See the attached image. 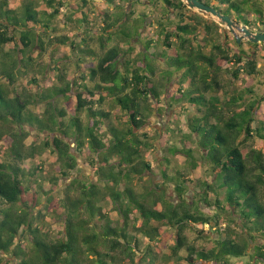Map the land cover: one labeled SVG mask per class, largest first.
<instances>
[{"label":"trees","instance_id":"obj_1","mask_svg":"<svg viewBox=\"0 0 264 264\" xmlns=\"http://www.w3.org/2000/svg\"><path fill=\"white\" fill-rule=\"evenodd\" d=\"M14 1L0 0V143H5L7 149L3 158L0 157V260L8 254L13 259L6 264H135L136 250H140V238H143L146 249L142 250L139 261L162 264L151 243L160 237V225H166L175 230L171 256L184 253V260L189 264H232L231 259L246 257L248 260L243 264H264V244L251 248L249 242V238L252 241L264 238V153L252 147L256 138L264 141V120L257 121L263 114L264 96L260 98L251 89L252 80L260 75L259 48L264 43L247 41L251 51H246L243 44L232 38L238 48L232 56L228 53L229 42L214 44L211 52L206 53L194 41L199 42V28H204L207 35L203 38L204 44L215 41L212 27L186 18L188 8L181 0H155L150 2L155 7L165 6L163 13L167 22L157 21L161 28L159 35L164 37L163 45L169 50L160 56L150 53L153 41L142 38L139 32L145 22L143 18L140 26L135 23V32H129L134 10L124 12V6H134L141 0H103L98 5H110L115 10L102 9V15H97L91 5L93 0H22L16 8ZM200 1L253 29L255 22L248 19L249 11L240 3ZM254 12L259 24H264L263 11ZM101 17L105 26L99 27L96 20ZM60 18L78 30L79 42L57 32L54 23ZM94 27L101 33L94 32ZM122 27L127 30L121 35ZM114 29V34L109 33ZM113 36L129 43L139 38L143 51L130 58L133 47L124 50L116 45L107 49ZM63 45L80 53L74 61L78 74L72 79L67 67L72 59L66 57L62 62L54 56L57 49L51 51L53 46ZM47 55H50L49 62L44 64L42 58ZM224 63L234 66L227 73L235 80L244 73L249 81L241 90L226 91V99L221 100L217 94L221 87L218 75ZM49 70L58 83L45 88L42 80ZM164 70H168V77H164ZM27 76H31L28 87L37 88L35 93L18 83ZM172 83L177 90L168 105L186 102L191 111L187 119L189 133L183 134L181 142L186 145V139L195 141L200 160L222 181L223 197L216 199L214 215H204L197 211L196 203L189 204L184 198L187 188L181 183L175 186L177 201L168 199L166 190L158 185L143 193L133 187L135 178L154 177L151 164L145 159V152L153 147L150 135L138 131L153 116L155 107L150 102L160 103L161 95ZM72 96L76 98L75 107L71 106ZM62 101L73 113L68 122L66 109L60 106ZM106 103H113L125 114L126 120L123 117L119 126L114 124L111 111L104 108ZM38 104L47 107L44 115L30 109ZM83 113L86 122L81 118ZM105 124L107 129L102 132ZM31 131L36 136L27 145ZM37 134L44 136L40 144ZM70 137L75 140V152L89 157L95 178H74L48 200L45 208L50 209L48 205L61 195L58 208L63 212L59 213L63 218V236L54 241L40 223H35L41 217L32 209L37 194L34 193L35 199L28 197L31 185H24L31 184L29 177L34 173L21 164L50 151L57 155L59 177H69L78 166V156L72 153L67 141ZM167 150L174 156L180 154L187 158L191 170L199 166L192 148H178L173 143ZM167 166L159 168L164 185L173 181ZM176 175L184 176L177 171ZM53 181L56 184L58 177ZM204 187L201 197L208 203L207 196L214 189L205 180L200 188ZM107 198L121 219L114 226L104 211ZM233 209L240 213V222L234 221ZM199 223L222 232L213 249H198L188 243L184 234L186 227ZM231 224H235L239 233L231 230ZM26 242L30 247L25 246Z\"/></svg>","mask_w":264,"mask_h":264},{"label":"rangeland","instance_id":"obj_2","mask_svg":"<svg viewBox=\"0 0 264 264\" xmlns=\"http://www.w3.org/2000/svg\"><path fill=\"white\" fill-rule=\"evenodd\" d=\"M22 0H15L13 2V6L19 7L20 3ZM155 0H141L140 3L134 4V6L131 5H126L124 6L125 8L123 9L124 12H132L134 10V16H132V25H129V32L136 30L135 23H139V26L143 23L142 18L145 20V22L142 25L141 32L142 38H145L148 40H152L153 44L150 46V53H158V55L161 56L163 53H168V49L165 48L164 44V37L159 35V31L161 28L159 27L157 21L162 20L163 22L167 23L166 20L164 19V9L165 6L155 7L154 4H151L150 2H153ZM235 2L240 3L241 7L249 13L247 14L251 21H254L255 24L253 25L252 31L254 32H259V30H264V24H259V17L256 16L254 10H260L263 11L264 13V0H234ZM94 6L97 15L101 14V10H109V11H114V7L110 5H98V3H103V0H93ZM215 2V1H213ZM163 3V2H162ZM217 3V2H215ZM76 8L77 6H73ZM188 8V7H187ZM122 11V10H121ZM90 12V11H89ZM146 15V16H144ZM235 15V14H234ZM91 18H94L95 16L91 13L90 14ZM140 18L136 19L135 18ZM264 16H262L263 19ZM186 18H194L195 21H199L202 23V25H209L212 27V34L213 39L215 41H211L208 44H204L203 38H206V32L204 28H199V42L194 41V45L199 44L203 46V50L206 53H210L211 50L213 49L212 45L214 44H221L225 45L228 42L230 43V49H229V55L232 56L237 50V46L235 45L234 41L232 40L233 35L231 32L225 28L222 27L221 29H218L215 27V24H218L215 20L205 17L202 14L198 13L196 10H191L188 8L186 11ZM234 19V16H232ZM235 20V19H234ZM236 21V20H235ZM264 21V19H263ZM97 26L102 27L105 26L103 22V18L101 17L99 20H96ZM238 23V22H237ZM55 26L57 27V32H60L63 35L69 36L74 42H79L80 38L77 37L78 30L71 27L70 25H67L65 23L64 18H60L59 20L55 21ZM241 26H244V24L238 23ZM119 25H122L120 23ZM219 25V24H218ZM137 26V25H136ZM167 26V25H166ZM220 26V25H219ZM96 27V26H95ZM93 29L94 32L101 33L99 28ZM170 29V28H169ZM121 35L123 34V30H127L126 27H122L120 29ZM251 30V29H250ZM116 30L109 31V33H113ZM117 37L113 36L112 42L107 44V49H110L116 45L122 47V49L127 50L129 47H133L134 51L130 55V58H134L138 53L143 51V44L140 42L141 39L139 38H134L129 42H122L120 39H116ZM174 41H177L176 38H174ZM216 42V43H215ZM240 44H243V48L246 51H251L250 47L247 44V40H242ZM95 49L97 52L100 51V48L96 42H94ZM53 46L51 51H54L57 49V51L54 53V56L64 62L66 57L72 59V63H67V67L69 68L68 75L70 79L74 77H77L78 74V68L75 59L79 51H74L71 49L70 46L68 45H63V46ZM7 50L9 47L6 48ZM260 50V75H258L255 79L252 80L251 84H253L251 89L254 91L253 93H257L259 97L261 98L264 96V45L259 48ZM100 53V52H99ZM47 57V58H46ZM49 57L50 55L44 56L42 58V61L44 64H47L49 62ZM89 59V58H88ZM89 61H92V59ZM160 62V59L158 60L157 63ZM159 65V64H158ZM232 67L231 69L228 68ZM160 69H162V66H159ZM234 66L232 64H223V70L222 72L219 73L218 79L221 81V87L220 91L217 93L219 94V97L221 100L226 99L225 97V92L232 91V90H241L246 83L249 81L248 76H246L244 73L240 74L239 80H235L233 76L228 72L232 71ZM164 77H168L169 74L167 73L168 70H164ZM157 76H160V74H157ZM29 77L27 76L24 79H21L18 83L21 85V87H28L30 85L29 83ZM167 80V79H166ZM1 81V80H0ZM45 81L44 86L45 88H48L56 83V76L53 75L51 70L47 73L45 76V79L42 80ZM27 85V86H26ZM167 89V94L163 92L160 98V103H156V101H151L150 105L153 109V116H151L147 122L146 125H144L138 132H146L150 135V140L152 141L153 147L149 150V152H145V159L147 162L151 164V168L153 169L154 177L150 178V176L146 175L143 178H135L133 180V187L136 188V190L140 193L145 192L144 190L146 189H154L153 187H158L162 188V190H166V195L168 199L177 201L178 199V194L175 191V186L180 184H183L184 187H186V192L184 193V198L188 201L189 204L196 203L198 206L197 211L204 214V215H214L217 211L216 207L214 206L215 201L217 198H220L223 193L222 190H220L221 187V178L216 177L215 173L212 171L208 170L206 166L203 164L204 162L200 160L201 154L200 151L198 150V145L196 144L195 141L188 140L187 144L184 145V141L181 142L183 138V134L187 135L189 133V128L187 127V119L188 116L190 115V107L188 103H180L179 105L174 104V106L170 107L168 103H171L170 97L176 93L177 87L175 83H172L168 85ZM187 87V85L185 86ZM28 87V92L35 93L37 88L33 87L30 89ZM246 94V93H245ZM169 101V102H168ZM76 105V98L72 96V104L71 106L75 107ZM153 105V106H152ZM60 106L64 109H66L67 112V118L65 119L66 122L69 121V117L73 114L72 110L68 105L66 104L65 101L60 102ZM46 106L44 104H38V105H32L30 106V109L39 115H44V112L46 111ZM104 108L106 110L111 111V115L113 118L114 124L117 126L120 125V121L123 120L122 118L124 117V120H126V117L123 115L121 109L119 107H114L113 103H106ZM189 108V109H187ZM190 111V113H189ZM262 116L260 115L258 117V120L263 119L264 120V105L262 109ZM191 117V116H190ZM82 120L84 122L87 121L86 114H82ZM257 123H255V126ZM106 124L102 126V132L106 131ZM31 136L26 140L27 145H31L33 143V139L36 136V132L31 131ZM39 136L38 144L44 141V136L37 134ZM45 136H48V134H44ZM7 137L4 139L6 140ZM67 141L70 143L72 153L74 152L75 155L78 156V166L76 169L71 173L69 177L66 178H61L59 177V167L57 163V155L50 152L46 151L42 155L37 156L34 160H27L22 163L21 166L22 168L26 170H31L34 174L29 177L31 179V184H28V182H25L24 185H31L30 193L28 194V197H32L35 199L34 193L37 194V201H34V205L32 209L34 210V214H41V217H39L38 220H36L35 223H40V225L43 227L44 231L48 233L50 239L56 241L59 238H61L63 235L62 229H63V221H62V216H59V213L62 211L59 210L58 208V202L59 199L61 198V195L57 196L56 201L52 203V205H48L50 209L45 208L46 205L48 204V200L53 197L57 191H61L63 187L70 183L71 180L74 178H79L82 180H86V178L94 179V170L90 167V160L89 157L85 158V155H78L77 152H75V140L73 138L67 139ZM8 142V140H7ZM176 142V143H175ZM176 144L178 148H183L184 146H187L189 148H192L194 151V156L199 160V166L195 170H191V167L187 164V158L184 156L178 154V155H173L171 154L167 149ZM252 147L262 150L264 153V141L256 138L254 142L252 143ZM0 157L3 158L2 156L4 153L7 152L6 145L5 143H0ZM87 150H85V153H87ZM246 152V150H245ZM94 154L92 155L91 158H94ZM90 158V159H91ZM165 158L167 160L165 161ZM160 165H168V175L173 177V181L171 184L169 182H166L165 185L164 180L161 176L160 173ZM36 171V172H34ZM176 171L182 173L184 176L182 178H178V175H176ZM59 181L55 184L53 179L57 178ZM207 181L208 183L213 185L214 192H210L209 195L207 196L208 203H211L212 206H209L208 203H206L205 200H202V197L204 194L203 192L206 190V188H200L201 183L203 181ZM170 181V180H169ZM57 185V186H56ZM163 185V186H162ZM165 188V189H164ZM161 193V192H160ZM162 194V193H161ZM223 197V196H222ZM3 208H7V205L3 206ZM104 211L108 212V215L110 219L113 221V226L115 225L116 221H121L119 219V216L117 212L113 209L112 203L110 199H106ZM159 209H161V206H159ZM234 212V221L240 222V213L238 211L235 212V209H233ZM63 213V212H62ZM59 216V217H58ZM154 225L159 226V224L154 223ZM235 224H231V230H236V232L239 233V229L234 226ZM160 237L158 240H156L154 243H151V247L158 253L159 260L162 264H189L187 261L184 260V253L180 254L181 256H171L172 254V247L174 246V241H175V230L167 227L166 225H160ZM222 232H219V229L212 228L209 224H192L191 227H186V230L184 234L188 238V243L194 244L198 249H206L210 250L216 247L215 240L218 239L219 237L222 236ZM226 234L224 233L223 236ZM142 240V244L140 245V250H136V258L135 264H142L139 260L140 257L142 256V250L144 251L146 248V242L144 241L143 238H140ZM250 242V247L254 248L256 244H264V238L258 237L255 239V241L249 238ZM25 246H29V242L25 243ZM2 255L0 254V257ZM12 256L6 255L4 256V259L0 260L1 264H6L8 261H11L13 258ZM248 260V257L244 259H231L232 264H243L245 261ZM202 264H212V263H205L202 262Z\"/></svg>","mask_w":264,"mask_h":264},{"label":"water","instance_id":"obj_3","mask_svg":"<svg viewBox=\"0 0 264 264\" xmlns=\"http://www.w3.org/2000/svg\"><path fill=\"white\" fill-rule=\"evenodd\" d=\"M189 9L196 10L205 17L215 20L220 26L227 28L238 44L247 40L254 44L264 43V32H254L247 26H241L232 17L223 15L214 6H209L200 0H181Z\"/></svg>","mask_w":264,"mask_h":264}]
</instances>
